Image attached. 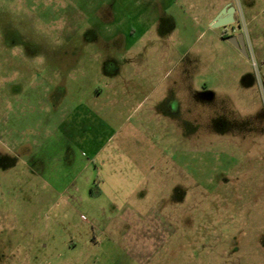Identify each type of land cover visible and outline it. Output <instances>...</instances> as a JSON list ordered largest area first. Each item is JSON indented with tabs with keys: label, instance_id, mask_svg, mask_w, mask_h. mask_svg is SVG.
Masks as SVG:
<instances>
[{
	"label": "rangeland",
	"instance_id": "obj_1",
	"mask_svg": "<svg viewBox=\"0 0 264 264\" xmlns=\"http://www.w3.org/2000/svg\"><path fill=\"white\" fill-rule=\"evenodd\" d=\"M0 264H264V0H0Z\"/></svg>",
	"mask_w": 264,
	"mask_h": 264
},
{
	"label": "flooded vegetation",
	"instance_id": "obj_2",
	"mask_svg": "<svg viewBox=\"0 0 264 264\" xmlns=\"http://www.w3.org/2000/svg\"><path fill=\"white\" fill-rule=\"evenodd\" d=\"M227 5H230V7L234 8V13H233L234 22L228 26L217 27V29L222 30L221 38L224 39L225 41H227L239 56L244 57V55L242 54V51H244L245 54L247 55V58L246 57H244V58L248 59L249 54L252 52V46L249 43L248 35H246V33L242 30V28L239 24V21L237 19V14H236L237 11H236L235 6L232 3H228V4L224 5L223 8ZM218 13H219V10L214 14L213 18ZM213 18L209 21L210 24H211ZM231 38H233L235 40L234 45L229 42V39H231Z\"/></svg>",
	"mask_w": 264,
	"mask_h": 264
},
{
	"label": "water",
	"instance_id": "obj_3",
	"mask_svg": "<svg viewBox=\"0 0 264 264\" xmlns=\"http://www.w3.org/2000/svg\"><path fill=\"white\" fill-rule=\"evenodd\" d=\"M233 13H234V8L233 7H230V5L225 6L213 18V20H212V22L210 24L211 27L217 28V27L231 25L234 22ZM229 42L234 45L235 40L233 38H231V39H229ZM242 54L244 55V57L247 58V55L245 54L244 51H242Z\"/></svg>",
	"mask_w": 264,
	"mask_h": 264
},
{
	"label": "crops",
	"instance_id": "obj_4",
	"mask_svg": "<svg viewBox=\"0 0 264 264\" xmlns=\"http://www.w3.org/2000/svg\"><path fill=\"white\" fill-rule=\"evenodd\" d=\"M210 16H211V15H210ZM213 16H214V15H213ZM213 16H212V18H213ZM212 18H211V19H212ZM211 19H210V20H211ZM106 181H107L106 179H105L104 181L102 180V183H100V187H101V188L105 185V182H106Z\"/></svg>",
	"mask_w": 264,
	"mask_h": 264
}]
</instances>
